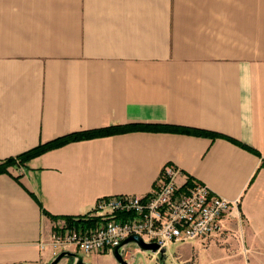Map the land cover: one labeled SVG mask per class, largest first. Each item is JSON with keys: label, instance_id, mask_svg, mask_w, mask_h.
Returning <instances> with one entry per match:
<instances>
[{"label": "crops", "instance_id": "0c3cea01", "mask_svg": "<svg viewBox=\"0 0 264 264\" xmlns=\"http://www.w3.org/2000/svg\"><path fill=\"white\" fill-rule=\"evenodd\" d=\"M111 125L130 129L0 173V264L49 262L56 229L95 226L100 197L148 194L168 165L238 199L219 238L264 264V0H0V159Z\"/></svg>", "mask_w": 264, "mask_h": 264}, {"label": "built area", "instance_id": "2783aa9c", "mask_svg": "<svg viewBox=\"0 0 264 264\" xmlns=\"http://www.w3.org/2000/svg\"><path fill=\"white\" fill-rule=\"evenodd\" d=\"M181 170L165 167L163 177L148 194L121 193L100 197L94 215L101 220L93 227L61 225L50 239L54 254L79 250L83 255L111 252L127 236L136 233L160 247L193 238L217 236L222 218L231 214L238 199H228L202 182L182 189L177 182Z\"/></svg>", "mask_w": 264, "mask_h": 264}, {"label": "rangeland", "instance_id": "374dc122", "mask_svg": "<svg viewBox=\"0 0 264 264\" xmlns=\"http://www.w3.org/2000/svg\"><path fill=\"white\" fill-rule=\"evenodd\" d=\"M13 166V165H11ZM220 235L211 236L208 238H193L185 241L177 242L178 245L182 244V248L173 244L170 249L165 252L166 264H176L174 262V255L181 249L186 255H189L196 261L194 264H255L252 253L250 251H243L240 239L228 234L226 239H221ZM220 237V238H219ZM219 238V239H218ZM136 246V247H135ZM135 243L129 245L131 251L130 258L132 264H147L150 252H145L137 249ZM240 250L239 252L237 250ZM97 254L85 255V258L96 264H115V257L111 252H102ZM65 258L58 264H63ZM99 262V263H98ZM154 263V262H153Z\"/></svg>", "mask_w": 264, "mask_h": 264}, {"label": "trees", "instance_id": "16d2710c", "mask_svg": "<svg viewBox=\"0 0 264 264\" xmlns=\"http://www.w3.org/2000/svg\"><path fill=\"white\" fill-rule=\"evenodd\" d=\"M130 129L129 126H123V125H111L108 127L103 128H97V129H90V130H83V131H75L66 135L58 136L50 141L47 142H41L36 146H33L29 149H26L16 155H11L9 157L0 159V173L2 172H9L8 167L11 165H19L26 163L30 158L46 151L54 147L61 146L69 141L91 137V136H97V135H103V134H110L114 132L124 131ZM184 130H193L197 131L199 133H210L209 131H203L201 129H190L188 127L183 128ZM262 166H264V157L261 159ZM68 221H71L70 217H67ZM100 217H94V221H100Z\"/></svg>", "mask_w": 264, "mask_h": 264}, {"label": "water", "instance_id": "95a60500", "mask_svg": "<svg viewBox=\"0 0 264 264\" xmlns=\"http://www.w3.org/2000/svg\"><path fill=\"white\" fill-rule=\"evenodd\" d=\"M131 243H135L142 250L159 253L160 258L164 257L166 251V247H160L158 242L145 240L139 234L133 233L112 248V254L117 264H130V260L126 257V252ZM63 258H68L70 260L68 264H96L87 260L80 251L69 249L55 254L52 259L45 264H58Z\"/></svg>", "mask_w": 264, "mask_h": 264}]
</instances>
